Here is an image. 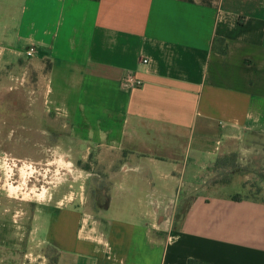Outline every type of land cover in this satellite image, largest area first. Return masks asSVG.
<instances>
[{"label": "crops", "instance_id": "0c3cea01", "mask_svg": "<svg viewBox=\"0 0 264 264\" xmlns=\"http://www.w3.org/2000/svg\"><path fill=\"white\" fill-rule=\"evenodd\" d=\"M30 47L94 195L0 201V264H264V200L212 171L264 163V0H0V54Z\"/></svg>", "mask_w": 264, "mask_h": 264}, {"label": "rangeland", "instance_id": "374dc122", "mask_svg": "<svg viewBox=\"0 0 264 264\" xmlns=\"http://www.w3.org/2000/svg\"><path fill=\"white\" fill-rule=\"evenodd\" d=\"M39 67L32 57L15 61L0 54V201H13L11 207L18 211L26 210L25 204L54 200L58 188L66 201H86L94 195L95 185L88 182L92 175L78 173L77 163L72 166L57 156L58 126L53 121L47 133L42 125ZM259 161L227 159L212 168L213 179L235 187L242 196L264 200V163ZM89 165L84 164L85 170ZM48 253L52 260L53 249Z\"/></svg>", "mask_w": 264, "mask_h": 264}, {"label": "built area", "instance_id": "2783aa9c", "mask_svg": "<svg viewBox=\"0 0 264 264\" xmlns=\"http://www.w3.org/2000/svg\"><path fill=\"white\" fill-rule=\"evenodd\" d=\"M36 54V50L34 47H30L27 51H26V55L27 57L31 58L34 57ZM144 63H147L148 60L144 59L143 60ZM127 84L131 87H136L138 85H140L141 83L139 81H136L135 79L132 78V76H129L126 80Z\"/></svg>", "mask_w": 264, "mask_h": 264}, {"label": "trees", "instance_id": "16d2710c", "mask_svg": "<svg viewBox=\"0 0 264 264\" xmlns=\"http://www.w3.org/2000/svg\"><path fill=\"white\" fill-rule=\"evenodd\" d=\"M188 264H208V263H202L196 260H190Z\"/></svg>", "mask_w": 264, "mask_h": 264}]
</instances>
